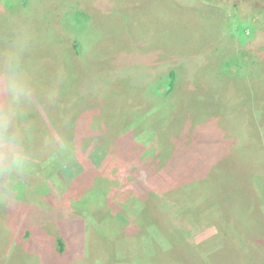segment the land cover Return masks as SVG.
Instances as JSON below:
<instances>
[{
	"label": "rangeland",
	"instance_id": "374dc122",
	"mask_svg": "<svg viewBox=\"0 0 264 264\" xmlns=\"http://www.w3.org/2000/svg\"><path fill=\"white\" fill-rule=\"evenodd\" d=\"M233 6L241 15L249 13L247 19L235 22ZM74 41L80 47L75 49ZM159 52L164 57L158 58ZM6 54L18 59L31 87L17 113L24 140L29 133L44 136L45 125L59 147L68 140L87 142L79 154L92 164L99 143L121 145V155L127 145L149 143L148 155L158 168L177 156L173 139L189 127L183 148L193 146L205 156V179L191 178L198 164L183 161L160 176L155 197L146 202L129 193L122 168L89 169L93 189H87L88 202H80L78 215L90 228L73 231L72 246L60 257L46 250L40 231L19 245L24 217L13 228L6 201L0 202V264H179L185 259L172 244L179 235L173 225L191 222L205 223L193 231L204 259L215 247L227 246L222 262L220 255L202 264H264V249L253 247L264 242V211L253 212L248 197L237 202L219 169L227 161L239 185H257L264 174V126L255 121L264 88V0H0V56ZM189 56L197 69H180L177 97L149 103L146 95H153L156 76L175 68L174 57ZM238 64L252 70L251 76L234 78ZM155 69L160 70L156 76ZM227 71L224 79L218 74ZM68 156L59 158L60 165L42 168L43 175L29 167L13 177V192L25 191L23 183L31 185L37 176L34 190L57 198L65 194L67 167L60 166L72 152ZM104 185L127 196L118 201L120 215L106 205ZM214 204L219 211L211 214L208 206ZM219 230L225 231L222 240L215 237ZM48 232L55 235V227Z\"/></svg>",
	"mask_w": 264,
	"mask_h": 264
},
{
	"label": "trees",
	"instance_id": "16d2710c",
	"mask_svg": "<svg viewBox=\"0 0 264 264\" xmlns=\"http://www.w3.org/2000/svg\"><path fill=\"white\" fill-rule=\"evenodd\" d=\"M174 1L176 4L183 3V0H169V2ZM178 2V3H177ZM166 7V6H165ZM235 10V22L246 20V14L244 13L241 15L242 9L238 8L236 6H233ZM237 12V13H236ZM243 13V12H242ZM239 19H238V18ZM262 32V30H261ZM260 32V35L262 34ZM74 48L80 47L78 42H73ZM162 52H159V57H164V54H161ZM170 56V55H169ZM166 58V57H165ZM189 57L183 59L174 57V61H172V65L175 68H170L167 70V72L162 73L159 76H156V74L160 71L159 69H155L154 75L156 76V81L154 86L155 89L153 91V95L147 94L146 100L150 102H156V105L167 103L173 96L172 95H178L179 90L177 89V80L179 76L180 69H184L188 71L189 69H197V67H194V60L191 58L189 61ZM171 63V62H170ZM191 67V68H189ZM193 67V68H192ZM179 69V70H178ZM185 71V72H186ZM154 72V71H153ZM231 72L227 71V73L219 72L218 74L222 79L225 77L221 75L230 74ZM160 74V73H159ZM236 74V76H235ZM252 70L249 68L242 66L241 64H238L236 67V73H233L234 78H241L251 76ZM155 78V77H154ZM231 79V78H230ZM147 85V84H146ZM149 85V84H148ZM151 88V86H149ZM150 95L152 97H150ZM152 98V99H151ZM154 98V99H153ZM259 104H256L258 107V112L256 113V119L255 121L262 126H264V88L262 89L260 95H258ZM254 98H252V101ZM253 103V102H252ZM145 112L147 110H144ZM143 111V112H144ZM141 114V113H140ZM143 114V113H142ZM139 115H135L133 118L127 119L125 124L127 126L130 123H133L135 118ZM258 127L260 125H257ZM44 136L41 138L38 137L36 134L29 133V137L24 140L25 142V149L28 150L27 153H30L32 155V158L30 159L31 164L30 168L38 169L39 172L43 175L45 171L42 170V168H45L48 164L54 166L60 165L58 160L59 158H66L69 153L72 152L73 156L72 159L68 162H66L65 166L60 167H67L65 168V173H68L66 176V191L65 194L61 195L60 197H55L51 195L50 193L46 192L45 190H42L37 188V182H39L41 179L34 178L31 182L32 184L29 185L26 183H23V186L25 191H17L16 193L13 192V200L11 202L6 201L7 206V214L8 219L13 221V228H16V225L18 221L20 220L21 216L23 215V223H22V235L20 237V242L16 241L17 245L26 246L29 243V240L32 236H34L35 232H41V234H45V237H43V244L46 247V250L49 251L51 255H54L56 257H60L64 254H66V250L72 246V232L73 231H79L78 233L82 232L83 230H88L90 228L89 225H85L83 217L81 215H78L79 212L82 210L81 203H87L88 201L85 199L87 195V189L90 191L92 187V184L89 185L88 176L89 169L94 170L96 169V172L100 171H106L114 169V167H120L125 172L126 176H128V182L129 183V190L130 194H135L138 197L143 196L145 198L146 202H149L151 199L155 197L153 192L160 186V176L163 174H170L172 171L171 167L174 165H178L183 161H186L193 165L194 163L198 164V167H195V169H198V173H196V170L194 172V175H191V178L194 179H205V174L202 169V162L204 160L203 156L194 151V147L191 146L188 149H184V141H185V135L187 134L189 127H186L183 131V134L177 138L173 139L174 144L178 145V151L176 152L177 156L173 159H169L168 165L164 167H156L154 164L155 158L152 155H148L151 151V146L149 143H140V144H130L127 145V153L121 155L120 152L123 150L121 145H116L115 142H108L105 144L99 143L100 145L97 147V149L94 150L98 151L96 157L93 158V160L96 159V161H93L96 164H92L90 162L89 157H81L79 154L82 146L85 145V141H81L79 139L73 140V141H63V147H59L58 143L50 133L49 129L44 125ZM184 128V127H183ZM264 134V129H263ZM261 135L263 138L264 135ZM68 139V138H67ZM125 143L124 141H122ZM121 144V143H120ZM30 151V149H32ZM73 148V149H72ZM100 148V149H99ZM34 152V153H31ZM132 152V155L130 154ZM62 153H67L62 154ZM218 154V153H217ZM217 154L215 155V160L217 158ZM61 155V156H60ZM127 155V156H126ZM60 156V157H59ZM190 156V158H189ZM194 158L190 161L191 157ZM205 157V156H204ZM189 158V159H188ZM70 159V158H69ZM70 162V163H69ZM217 162V161H216ZM227 161H224V165H220V174L222 175V180L224 182V186L226 189L231 192V195L234 196V199L237 200V202H245L246 197H248V203H253L252 211L256 213H261V210L264 211V174L261 171V175L259 176V183L256 185L253 183V185L246 183H241L240 185L236 183V176L233 173L235 171V168L231 166L230 164L226 163ZM223 163V162H222ZM76 165V167H75ZM91 166H94L93 168ZM194 167V166H193ZM63 168H61V171L63 172ZM171 170V171H170ZM58 171V170H57ZM94 172V171H92ZM190 171H188L189 174ZM47 174V173H45ZM193 174V173H192ZM34 183V184H33ZM7 184V180L0 179V188H2L4 185ZM253 187V188H250ZM27 188V189H26ZM29 190V191H27ZM97 190V188H96ZM104 192L106 194L107 203L106 205L117 207L118 215L122 212V210L118 207V201L120 198H127V196L119 195L118 193L114 192L112 189H108L105 187H101L100 191ZM95 191V190H94ZM256 192V194H255ZM28 194L30 195V198L28 197ZM251 196L255 198L253 201L251 199ZM5 202V201H0ZM86 205V204H85ZM151 206V204H149ZM219 205L214 204V206L209 207L208 210L211 211V214H213L215 211H219L217 208ZM221 209L224 212L223 207ZM261 209V210H260ZM0 213L2 214V209L0 206ZM262 214V213H261ZM38 216H45V221L43 223L38 221ZM9 220V221H10ZM210 221V220H209ZM207 221V222H209ZM101 222V221H100ZM99 222V223H100ZM206 222V220L204 221ZM102 223V222H101ZM100 223V224H101ZM205 224V223H196L191 222L188 226L183 227L182 224H174L173 227L176 231L179 232V235L175 237V239L172 241V244L176 247H178V250L182 251V256L185 259V261H179V264H185L187 261L190 262V264H202L205 263L204 256H202V247L200 248L195 241H193V231L195 230L194 226ZM12 225V226H13ZM67 226V227H65ZM99 228L101 225H98ZM97 226V229H98ZM51 227H55V235L51 236L49 235V230ZM92 227V229H94ZM97 231V230H96ZM225 231L219 230L217 234L215 235L216 238H222ZM262 232V230L260 231ZM264 233V229H263ZM255 236V233H252V238ZM223 241L221 242V244ZM251 245V244H250ZM226 246V245H225ZM253 247H260L264 249V242L262 243H256ZM227 248V246H226ZM225 247H219L216 249V247L212 250L211 255L207 258L206 262H215L220 255L225 253L226 250ZM184 249V250H183ZM216 249V250H215ZM195 251V252H193ZM236 256L238 255V249H236ZM224 255L220 257L218 262H222ZM210 259V260H209ZM95 261H92L90 264H94ZM105 262H96V264H103ZM142 263V262H141Z\"/></svg>",
	"mask_w": 264,
	"mask_h": 264
},
{
	"label": "clouds",
	"instance_id": "9594fccd",
	"mask_svg": "<svg viewBox=\"0 0 264 264\" xmlns=\"http://www.w3.org/2000/svg\"><path fill=\"white\" fill-rule=\"evenodd\" d=\"M30 93L18 59L0 56V178L7 180L0 188V200L7 202L13 200V177L22 176L31 164L17 125L18 106Z\"/></svg>",
	"mask_w": 264,
	"mask_h": 264
}]
</instances>
